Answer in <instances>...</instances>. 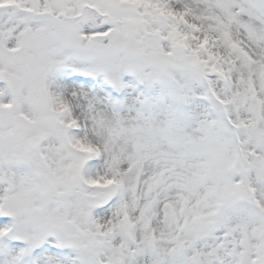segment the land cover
Listing matches in <instances>:
<instances>
[{"label": "snow or ice", "instance_id": "obj_1", "mask_svg": "<svg viewBox=\"0 0 264 264\" xmlns=\"http://www.w3.org/2000/svg\"><path fill=\"white\" fill-rule=\"evenodd\" d=\"M0 264H264V0H0Z\"/></svg>", "mask_w": 264, "mask_h": 264}]
</instances>
